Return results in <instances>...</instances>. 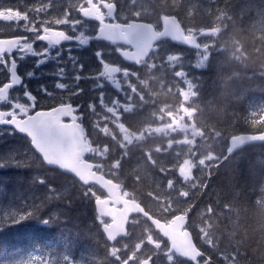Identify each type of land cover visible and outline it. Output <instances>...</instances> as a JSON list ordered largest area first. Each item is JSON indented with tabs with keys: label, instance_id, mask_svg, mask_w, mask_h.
I'll return each instance as SVG.
<instances>
[{
	"label": "trees",
	"instance_id": "1",
	"mask_svg": "<svg viewBox=\"0 0 264 264\" xmlns=\"http://www.w3.org/2000/svg\"><path fill=\"white\" fill-rule=\"evenodd\" d=\"M104 1L114 2L118 7L125 0ZM190 1H195L194 5L190 6ZM54 3L56 6H64L69 1L54 0ZM145 4L150 5L156 16H176L182 26L189 20L198 27L211 23L222 26L229 35L230 41L220 45V52L211 53L203 66L191 70L195 75L197 99L200 101L197 109L199 119L196 122L201 134L200 141L208 143L205 147L212 160L217 157L219 159L214 166L211 165L205 170L203 189L200 185L194 188L186 182L184 185L188 189L179 190L193 199L189 205H193L191 212L202 201L204 193H208L206 189L213 187L216 203L210 204L213 205V210L207 222L209 228L205 230L206 237H201L193 220L190 221L189 229L203 243L211 239L212 245L209 242L211 248L208 251L216 264L220 263L215 255L220 254L222 264H264V144L246 145L219 163L226 151L222 146L225 147L229 137L264 131V116L262 120L249 118L264 111V0H159V4L158 0H143L130 12L146 8ZM49 15L55 18L51 10L46 17ZM75 15L79 17L77 13ZM131 16L135 17L132 14ZM138 17L139 20L154 21V17L147 15L146 10ZM108 57L112 64L116 58L115 52ZM153 58L152 83L157 84V91L152 93L151 105L160 108L165 105V101H169L170 105L177 107L180 103L177 94L167 99L161 86L163 77L170 79L163 75L168 67V59L162 53L153 55ZM129 82L132 83V79L126 80V83ZM66 85L69 86L70 83ZM80 86L81 82L79 88ZM114 92L113 88L108 91L113 96L118 94L115 96L118 102L126 103L127 96L118 90L115 94ZM70 93L69 90L62 89L58 99L51 102L52 104H40L39 109L50 108L63 101L77 106L80 118L83 104H87V109L92 108L90 112L93 116L89 117L88 123L84 120L80 122L90 135L91 129H97V121L100 119L96 114V93L92 96L88 94L84 99V93ZM228 94L232 99L227 100ZM134 100L140 103L137 99ZM145 105L144 102L141 104L144 107ZM188 106L192 108L191 102ZM236 110L245 118L232 122L230 116L234 119ZM125 124L127 123L124 122L123 125ZM10 130L0 128V163L19 167L0 169V225H7L14 216L32 211L31 219L51 230H37L34 226H29L19 232L0 233V264H67V259L71 261L80 258L86 264H112L109 255L104 254V248L108 245L93 206L94 187H83L73 177L44 165L30 147L29 141L18 134L8 135ZM138 134H144V131L137 132L136 135ZM151 137L156 135L132 138V141L129 138L130 153L127 154L121 151L124 139H119L105 149L106 153L101 158L95 154V148L99 146L95 145L93 135H90L88 143L92 149L87 160L95 164L96 170L103 176L118 182L124 192L129 183L133 184L131 195L136 201L145 204L143 197L153 193L149 187L154 188V179L159 180V185L164 184L165 187L169 181L175 180L169 170L165 169L171 160L170 152L162 146L153 148L154 144L151 142L157 138ZM98 139L101 140L102 137ZM105 140L104 137L101 143H107ZM171 140L177 142L179 138L174 137ZM147 141L150 144L149 152L146 151ZM201 149V152L208 153L204 147ZM24 156H28L31 162L26 161ZM142 166H146V169H141ZM178 176L181 180V176ZM41 178L45 181L43 184L39 183ZM173 190L175 193L167 196L172 199L181 196L178 188ZM36 208L39 209L38 212H35ZM171 211L175 213L184 210L171 208ZM157 215L164 219L158 212ZM222 217L234 224L235 231L224 249H219L216 244L219 243L220 246V241L225 238L222 232V224L225 222L221 220Z\"/></svg>",
	"mask_w": 264,
	"mask_h": 264
},
{
	"label": "rangeland",
	"instance_id": "2",
	"mask_svg": "<svg viewBox=\"0 0 264 264\" xmlns=\"http://www.w3.org/2000/svg\"><path fill=\"white\" fill-rule=\"evenodd\" d=\"M68 1H69L68 5L56 6L54 0H0V35L7 37L13 36L15 35L16 32H19L21 28H26V29L29 28L30 30L35 31L36 27L30 25L21 26L23 21L26 19V21H30V23L32 21H37L38 24L36 23L37 25L36 24L35 25L41 29L44 27H52V28L65 27L66 30H68L71 33V35L73 34L72 33L73 30H77V34H78L77 44H82L84 40L83 38L84 36H86L85 34H87V37L89 38L91 37L92 31H94L92 25L82 23L80 17H77L75 15V13H77L76 12L77 8L75 7L76 6L82 7L85 4V1L84 2H77L78 0H68ZM93 1L98 3L101 0H93ZM142 2L143 0L122 1L120 6L117 7L116 19H118V21H127V20H135V19L139 20L140 17H138V15L146 10L147 15L154 17L153 22L152 21L151 22L147 21V22L159 24L160 15L156 16L154 12H152V10L150 9V5L148 6L147 4H145L147 9L144 7V9L142 10L130 12V10H134V8L139 4H141ZM194 2L190 1L191 3L190 6L194 5ZM146 3L149 2L146 1ZM197 3L203 4L202 2H197ZM158 4H159V0H158ZM49 10H51V12L55 15V18L53 15H49L46 17ZM56 13L58 14L56 15ZM131 14L135 15V17L131 16ZM212 26H214V24L205 23L204 27H198V26L196 27V25H194L193 22L190 20L187 21L185 25V27H188L189 29H193V28L206 29ZM215 26L217 25L215 24ZM220 27H221L220 36H218L217 34H213L211 37L206 38L203 42V45H201L200 49L196 51V53H194L195 55L194 60L192 57H190V58H186L185 60H177L174 62L172 57L171 58L167 57L168 63L166 61L165 62L168 64L169 68L171 67H176L178 69L181 68V71H183L184 69L183 73L180 74L178 71L168 72L167 71L168 69L166 68L164 74L166 77H169L170 79H166L165 77H163V80L161 82L162 90L164 91V95L167 96V99L172 98L175 96V94H177L180 102L177 107L170 105L169 101H165V105L160 108L152 107L151 103L150 104L148 103L149 106L145 105L144 107L140 105L141 108H136V105H133L132 102L130 103L118 102L117 97H115L118 94L113 96V94L108 93V91L112 90V88L117 90L114 84L115 79L112 77L115 73H111L109 74L108 77L106 76L104 77V80L111 83L110 85L111 87L109 88V86L108 87L103 86L102 92L98 96L97 94L95 95L96 98L95 100L98 101L99 99L101 101L98 102L99 106L97 107V112H96V114H98L100 119L97 121L98 124L97 129L95 131L91 129L90 135H93L95 145L97 147L99 146V148H95L96 149L95 154L101 158L106 153L105 149L108 146H110L113 142H116L119 139H124V142L121 143L122 153L127 154V152H129L128 146L132 141V137H131L132 135L130 134L131 136L129 137L128 136L129 132L126 133L125 128L124 129L122 128L124 126L123 125L124 122L128 123V125L130 122L132 124L136 120H141L142 115H144V117H146L148 120H151V122L153 123H157L156 120L157 121L163 120L166 123L167 131H164L162 133H157V135L159 136L153 134L154 136L156 135V137H151V138H157V139L153 140L151 143L154 144L152 146L153 148H158L159 146H162L163 148H165L166 151L170 152L171 160L169 161L168 164H166L165 169L169 170V172L171 173L172 177L175 180L169 181L167 187H165L164 184L159 185V180L154 179V181H156L154 188L149 187L150 191H152L153 193L151 195L146 194L145 197H143V199L147 202L151 210L155 213L158 212L159 214H161L163 218H165L164 215L169 217L170 215L174 214L171 211V208L173 210L175 209L186 210L189 207V205L193 202V199L189 198L190 196L187 197L179 189L187 190L188 186L184 185V183L186 182H188V184L194 188H197L200 185L201 188L203 189L205 186L204 185L205 179L203 178V175H205V170L209 166L213 165L217 159H219L217 157L216 159L212 160L213 158H210L211 154L209 153L208 149L205 147V145L208 143L206 142L203 143L202 140L200 141L201 134L199 132H198L199 133L198 136H196L197 132L194 129V126H197L196 122H198L199 119V115L197 114V109H199L200 107V101L199 99H197L198 93L196 92L197 87L195 85V80H194L195 75L193 74L192 71L187 72V69L188 68L199 69L201 66L204 65V63L206 62L207 58L211 53L220 52L222 50V47L220 45L230 41L229 35L226 33V31L222 26ZM88 38L86 40H88ZM76 47L81 49L83 45H76ZM71 53L72 54H69L67 57L68 58L70 57L72 62L80 60L81 55L79 52H71ZM112 53L114 52L109 50L108 47H103V56H109ZM27 68L29 71L32 72V68L30 67ZM60 69H61L60 66L57 65V67L51 70L50 72L51 74L45 76L46 78L43 81H41L40 84V87L42 88L41 93L37 91V85H36V95L38 96L37 104L40 105L43 104L44 102L48 104L53 102L55 99H58L57 96L61 94L62 89L56 88L57 83H64V84L71 83L69 92L76 94L84 93L83 85L80 86L79 88V83L82 82L83 80L76 81L74 76L70 78L68 75V73L74 74L75 65H72L70 70L65 69L63 75L60 74ZM7 76H8L7 72L3 71L2 68H0V83L3 82L7 78ZM32 77H34V75H32L31 78ZM41 78L43 77H40V79ZM175 82H177V84ZM156 86L157 84L153 85L151 80V93H150L151 95L152 93H155L157 91ZM153 88H155L154 92H153ZM43 89H47V93H50V95L46 94L45 91H43ZM93 90H95V86L93 87ZM93 90H91L89 96H92L95 93V91ZM29 91L33 93L31 90ZM11 97H14L20 102H28L26 98L23 96V94H21V92H18L17 90L12 92ZM226 97L228 98L227 100H229V98L232 99L230 94H228ZM190 102L192 108L188 106ZM100 103H102V105H100ZM67 104L71 105V103H67ZM73 106L77 107L75 105ZM80 106H81V101H80ZM101 106H102V110H101ZM84 108L82 109V111H80L82 112V114L80 115L83 118L85 113L87 117L83 120L88 123V120H90L89 117L93 116L91 115L92 113L90 112L92 108L91 107L89 109H87V107L85 109ZM179 115H181L182 124L188 125L189 130L188 131L184 130L182 131V133L176 134L175 132L172 131L173 123L171 120V116H173L175 119H179ZM234 116H235L234 119H232V115L230 116L232 122L237 120H243V118H245V116L242 115L243 116L242 117L241 114L237 112V110ZM263 116H264V111H260L259 114L256 115V117L251 116L249 118H256L258 120H262ZM120 128H122L124 133H126V138H123V136L125 135H122L121 134L122 132H117V129L119 130ZM187 133L188 136L186 135ZM106 136H109L110 139H108V137L106 138ZM99 137H102V139L105 137L106 139L105 141H107V143L102 144L101 143L102 139L101 140L98 139ZM174 137L179 138V141L177 142L172 141L171 139ZM129 138H131V141ZM133 141L137 142L139 140H133ZM175 144H177L178 147ZM148 146H150V144L147 141L146 151L149 152L150 147ZM226 146L227 143L225 147L224 146L222 147L225 149ZM201 147H204L208 151V153L206 151L201 152L202 150ZM23 158L26 161L31 162L28 156H24ZM141 169L145 170L146 166H142ZM182 171L187 172V180H183L182 178L180 180L178 178L179 177L178 175H180V172ZM148 181L150 182V180ZM175 181L178 182L180 181V183H177ZM130 185L133 186V184L131 183H129V185L126 186L127 194L132 193V189L129 188ZM174 188H178V191L181 193L180 195L182 196V198L181 196H178L172 199L171 197L167 196L168 194L175 193L173 190ZM138 190L139 191L141 190L140 187ZM212 190L213 187H208L206 189V192L208 191V193H204L202 201L198 204V206L195 209H192V211L190 212L191 215L190 219L193 220L194 224H196L197 231L200 232L202 238L206 237L205 230L209 228V224H207V222H209V218L211 216L210 213L213 210V205L210 204L211 202L216 203V198ZM92 192L95 193L94 198L102 196V193L96 187L92 189ZM189 192L190 191H188V193ZM192 192L193 190L191 191V193ZM206 204L207 206H205ZM192 207L193 205L190 206L186 211H190ZM204 208H207V210H204ZM221 220L225 222V224L224 223L222 224V230H223L222 232L224 233L225 238H223L220 241V246L219 243H217L216 245L218 246L219 249L220 247L221 249H224L225 245L228 244V241H230V239L233 238L232 234L235 231V226L229 219H226L225 217L224 218L222 217ZM139 225L140 222L136 220H134L133 224H131V226H133L134 229L133 234H130V236L132 237L131 241H129V239L120 241L116 246H111L107 244L108 246L104 248V254L109 255V259L111 262L113 259L117 264H127L128 258L131 256V254L134 251V246L132 245L131 247L129 242L135 243L136 237H139L137 234H135L136 232L135 230H139ZM197 226H199L200 229ZM209 242L212 245V241L210 238H209ZM209 242L205 241L204 245L208 248H211L209 246ZM221 255L222 254L218 256L215 255L216 258H219V260L217 259L216 260L220 264H222V262L220 261ZM110 256H112V259ZM83 260H84L83 258H80V260L71 259V261L67 259V264H86L83 263ZM90 260L92 261L91 258ZM129 264H135V263L131 262Z\"/></svg>",
	"mask_w": 264,
	"mask_h": 264
},
{
	"label": "water",
	"instance_id": "3",
	"mask_svg": "<svg viewBox=\"0 0 264 264\" xmlns=\"http://www.w3.org/2000/svg\"><path fill=\"white\" fill-rule=\"evenodd\" d=\"M115 13L116 4L104 0L98 3L85 0V5L77 9V14L82 20L99 24L97 39L131 48L127 51H118L120 58L126 63H139L146 59L153 45L160 40H170L177 45L198 49L197 38L208 37L215 32L205 30L197 36H187L178 18L166 14L159 16V30L155 29L152 23L139 20H129L126 24L109 23L114 20ZM73 39L63 31L54 29H45L38 37L40 42L49 45L66 44ZM21 40L22 38L19 37L0 38V55L12 54ZM36 113L43 120H55L58 129L55 136H48L41 142L40 151L34 150L29 142L30 147L47 167L73 177L83 187L95 186L105 195L102 199H95L93 204L96 214L109 221L101 225V232L107 243L112 244L121 238L126 233L130 216L139 214L147 219L155 232L168 241L171 251L191 261L201 256L187 230L186 213L175 214L168 222L150 216L135 201L122 199L119 184L98 173L95 164L85 159L90 150L85 146L82 127L76 121L77 116L69 104L37 110ZM0 127L11 129L10 125H0ZM17 134L25 137L23 134ZM250 144H264V131L252 134L240 133L229 137L224 158L219 163ZM180 176L186 179V171L180 172Z\"/></svg>",
	"mask_w": 264,
	"mask_h": 264
},
{
	"label": "flooded vegetation",
	"instance_id": "4",
	"mask_svg": "<svg viewBox=\"0 0 264 264\" xmlns=\"http://www.w3.org/2000/svg\"><path fill=\"white\" fill-rule=\"evenodd\" d=\"M116 14H115V19L112 21H109V23L113 24H126L129 20L127 21H118L116 19ZM136 20V19H135ZM108 21V20H105ZM141 21V20H139ZM82 23L84 24H90L93 27L91 37L84 36V40L82 44H77V30H73V34L66 30L65 27L62 28H52V27H44V28H39L36 26L38 24L37 21H32L31 24L30 21H26V19L23 21L21 26L24 25H30L35 28V31L30 30L29 28H21L19 32H16L15 35L13 36H3L0 35V38H9V37H19L22 38V40L18 43V46L16 50L11 54V56H14L17 58V64L18 68L17 71L18 73L24 77V83L23 85H20L17 88H13L10 90V97L12 95V92L17 90L18 92H21L23 94L25 88L24 86H27V90H31L34 96H36V107L33 109V112L39 109V104L38 103V96L36 95V85H37V91L42 92V88L40 87L41 81H43L49 74H51V70L54 69L55 67L60 66V68L68 69L70 70L72 65H75V72L74 74L68 73L69 77L72 78L73 76L75 77L76 75H80L81 79L83 80L81 83L83 85V91H84V98L88 94H90L91 90H93V87L95 86V93L97 96L102 92L103 86L106 87H111V83L108 81L104 83V77H108L109 74L115 73L112 77L115 79V87L117 88L118 91H121V93L125 96H127L126 102H132L133 105H136V108H141L140 105L146 104L149 106L151 103V80H152V70H153V65L152 61L154 60L153 55H156L157 53H162L164 56L171 58L175 61L177 60H185L186 58L192 57L193 60L195 58L194 53L198 51L203 45V42L206 38L211 37L213 34H217L220 36L221 33V27L220 26H212L209 28H204V29H198V28H193L189 29L188 27H185L183 25V28L185 30V34L190 37L197 36L200 32L205 31V30H214L215 32L212 33L208 37H198L196 40V43L199 45L198 49H192L186 46H181L177 45L170 40H160L157 42L155 45H153L151 52L149 53L148 57L146 59L140 61L139 63H126L123 61L119 54L118 51H127L131 50L129 46H125L123 44L119 43H112V42H105L102 40H99L96 38V33H97V28L99 26L98 23L96 22H89V21H83L81 20ZM37 23V24H36ZM36 24V25H35ZM155 29L159 30L160 29V24H153ZM197 27V26H196ZM45 29H54V30H61L64 33H66L69 36H72L74 39L73 41L66 43V44H59V45H49L42 43L38 40V37L43 33ZM94 32V33H93ZM88 40H86L87 38ZM76 45H83V47L80 49L76 47ZM25 47V49H24ZM103 47H108L109 50L112 52H115L116 58L115 61L111 64L109 61L108 56H103ZM40 50V51H39ZM47 52V56H33L29 52ZM71 52H79L81 55V58L79 61L72 62L71 58L67 57L69 54H72ZM11 56L7 54H1L0 58L4 60H8L10 62ZM23 56V59H20V57ZM43 59L45 61L44 64H40L37 66L38 61ZM110 63V64H106ZM95 65V66H94ZM32 68V73L34 77L28 78L26 75L27 72H29L28 68ZM0 68H2L3 71L7 72V69L4 65H0ZM170 72H179L180 74L183 73L181 71V68H176V67H166ZM192 69L196 68H188L187 72H190ZM8 74V72H7ZM147 74V75H146ZM165 75V74H164ZM143 76V77H142ZM40 77H43L40 79ZM74 79V78H73ZM127 79H132V83H126ZM196 79V77H195ZM7 78L0 83L2 85L4 82H7ZM106 81V80H105ZM90 84H89V83ZM81 85V84H80ZM71 83L67 88H65L67 91L70 89ZM116 91L115 89H113ZM83 98V99H84ZM133 98V100H131ZM137 99L140 103L134 100ZM98 99V97H97ZM98 102H101L99 99L97 101V107L99 106ZM149 103V104H148ZM60 104H67V103H60ZM57 104V105H60ZM56 105V106H57ZM84 107H87V104H83ZM102 105V103H100ZM71 106H73L71 104ZM52 106H50L51 108ZM54 107V105H53ZM9 108V104L7 102L0 103V110H7ZM43 109H49V108H43ZM73 110V107H72ZM102 110V106H101ZM77 118L76 121L80 122V120H83L87 117V115L84 113L83 118L80 115L77 114V111L75 112ZM167 118V116H166ZM172 120V131L175 132L176 134L182 133L184 130H189L188 125H183L181 122V115H179V119H175L173 116H171ZM157 123L151 122V120H148L144 115H142L141 120H136L132 124L131 122L124 125L122 128H125L126 133L129 132L128 136L132 135V138L136 137H141V136H146L150 137L153 134L157 133H162L164 131H167V125L163 120H156ZM82 125V124H81ZM120 128L119 130L117 129V132H122V135H126L124 133L123 129ZM131 128V129H130ZM83 133H84V142L87 146H89L90 149V144L88 143V137L90 136L85 127L82 126ZM194 129L197 132L198 136V125L194 126ZM144 131V134L141 135H136L137 132ZM131 134V135H130ZM188 136V133L186 134ZM159 136V135H157ZM28 140V139H27ZM130 189L134 190L133 186H129ZM101 192V191H100ZM102 193V192H101ZM105 195L102 193V196L97 197L96 199H102L104 198ZM121 198L122 199H129L135 201L137 204H139L145 212H147L150 216L159 219L164 222H168L171 219V215L169 217L165 216L164 219H160V217L157 215V213L153 212L151 208L148 206L147 202L145 201V204H141L140 202L136 201V199L129 193L127 194V189L126 191L121 190ZM119 209L121 206L118 207ZM175 213H180V212H175ZM187 213V230L190 232L192 241L196 248L201 252V256L197 258L195 261H191L188 259H184L174 251L170 250V245L167 240H165L163 237H161L157 232L154 231L153 227L149 224L147 219L143 218L139 214H133L130 216L127 226H126V233L119 238L117 241H115L111 246H116L120 241L128 240L131 241L132 237L130 234H133L134 229L131 224H133V221L136 220L140 222L139 225V230H135V234H137L139 237H136L135 243L129 242L130 246H134V251L131 254V256L128 258L127 264L134 262L135 264H216L214 260L210 258V254L208 251V247L204 245V243L200 239H196L194 234L191 232L190 228V217H188V212ZM173 217V216H172ZM161 218H163L161 216ZM99 222L101 225L107 224L109 221L104 219V218H99ZM110 246V247H111ZM112 259V256H110ZM112 264H117L113 259H112Z\"/></svg>",
	"mask_w": 264,
	"mask_h": 264
},
{
	"label": "snow or ice",
	"instance_id": "5",
	"mask_svg": "<svg viewBox=\"0 0 264 264\" xmlns=\"http://www.w3.org/2000/svg\"><path fill=\"white\" fill-rule=\"evenodd\" d=\"M33 56H47V52H29ZM11 56V53H9ZM23 59V56L20 57ZM45 61L43 59L38 61L37 66L40 64H44ZM0 65H4L8 72V80L0 85V103L7 102L9 104V108L7 110H0V125H10L11 130L8 135H15L17 133L23 134L26 138H28L32 148L36 151H40V144L44 141L48 136H55L58 124L55 120L46 121L41 119L36 111L33 113V109L36 107V96H34L30 91L27 90V86L25 85L23 96L26 98L28 102H20L14 97H10V90L14 87H18L23 85L24 77L21 76L18 71L17 58L11 56L10 62L8 60H4L0 58ZM64 69H60V74L63 75ZM26 75L30 78L33 73L31 71L27 72ZM81 79L80 75L75 76V80L79 81ZM67 87L64 83H57L56 88L65 89ZM46 94L47 89H43ZM69 107H73V112L78 111V107H74L69 105ZM18 165L13 164H3L0 163V169H12L18 168ZM45 181L43 178L39 180V183L43 184ZM39 209L36 208L35 212H38ZM33 215L32 211H25L18 216H14L10 223L7 225H0V233H4L5 231H16L19 232L20 229L34 226L37 230H51L46 227H43L41 224L35 222L31 219ZM26 222H31L26 223Z\"/></svg>",
	"mask_w": 264,
	"mask_h": 264
},
{
	"label": "bare ground",
	"instance_id": "6",
	"mask_svg": "<svg viewBox=\"0 0 264 264\" xmlns=\"http://www.w3.org/2000/svg\"><path fill=\"white\" fill-rule=\"evenodd\" d=\"M219 18V17H218Z\"/></svg>",
	"mask_w": 264,
	"mask_h": 264
}]
</instances>
